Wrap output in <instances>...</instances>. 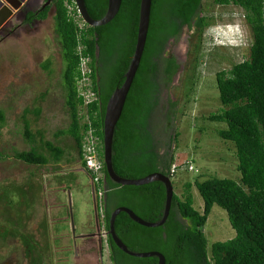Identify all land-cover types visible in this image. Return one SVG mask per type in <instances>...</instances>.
I'll use <instances>...</instances> for the list:
<instances>
[{"label":"trees","instance_id":"16d2710c","mask_svg":"<svg viewBox=\"0 0 264 264\" xmlns=\"http://www.w3.org/2000/svg\"><path fill=\"white\" fill-rule=\"evenodd\" d=\"M221 6L241 8L250 27L252 42L249 56L235 63L231 69L216 74L222 108L211 114L212 122L226 123L218 131L225 141L236 147L241 174L239 181L229 178L196 180L203 200L202 211L194 208L193 184H184L183 196L174 194L171 211L163 226L149 228L133 221L125 212L115 220V231L130 250L137 252L159 251L166 264H264V0H213ZM93 19H101L108 0H85ZM203 0H153L150 26L145 50L139 69L129 91L122 115L117 123L113 139V165L116 173L128 179H139L154 172L169 176L175 154L170 138L166 151L161 154L151 126L152 115L157 108L159 84L157 73L161 52L168 39L179 38L183 26L203 35L211 18L203 14ZM140 0H122L117 16L108 24L87 26L82 34L86 54L92 59L93 87L98 101L88 105L87 112L96 134L100 138L103 158V125L106 106L114 90L124 82L134 49L138 31ZM47 9L42 12L45 18ZM55 29L61 44L64 62L62 84L66 93L65 104L70 124L57 130L55 138L70 136L82 159L83 124L79 115L83 100L79 97L77 81L79 44L77 24L69 18L63 0L56 2ZM201 39V38H200ZM199 39V40H200ZM198 51V48L195 50ZM97 52L106 53L112 60L105 67L103 78H98ZM163 73L172 83L181 68L177 57L169 54L163 58ZM50 71L51 63L43 64ZM177 104L172 103V108ZM29 110L22 114L23 136L30 145L28 150L15 151L13 156L32 166L45 167L62 162L66 152L63 147L45 139L44 132L33 131L28 118ZM41 110L35 111L39 117ZM5 112L0 110V128L5 123ZM105 172L104 225L109 230V220L114 209L126 206L141 218L156 222L161 219L165 204V187L160 181L142 186H121L113 183ZM214 205L224 209L236 236L218 241L208 247L204 227ZM9 230H5L4 236ZM23 242L33 252V241L22 236ZM111 264H157L155 257L137 258L120 250L108 235ZM37 262V260H36Z\"/></svg>","mask_w":264,"mask_h":264},{"label":"rangeland","instance_id":"374dc122","mask_svg":"<svg viewBox=\"0 0 264 264\" xmlns=\"http://www.w3.org/2000/svg\"><path fill=\"white\" fill-rule=\"evenodd\" d=\"M202 10L211 18L203 35L185 30L168 47V54L177 55L183 65L171 84L159 78L160 101L151 121L159 145L177 134L172 146L175 158L190 161L197 169L181 171L172 183L174 194L180 198L184 184H193V205L198 211L203 210L204 200L194 184L196 180L217 177L239 181L241 177L235 145L218 135L226 123L212 122L208 117L222 108L216 74L247 59L252 42L241 8L203 0ZM229 24L234 30L229 37L241 44L218 45L204 51L208 32L215 29L212 27L225 29ZM48 60L50 71L43 67ZM63 70L61 44L52 20L19 37L0 40V110L6 116L0 128V264H111L110 250L107 257L104 254V263L99 259L98 238H78L95 231L91 227V197L96 206L97 202L91 182L80 172L84 165L74 140L54 135L70 124ZM172 103L177 105L172 108ZM37 109L41 110L39 117L35 115ZM24 110H29L34 132L43 131L46 140L65 149L62 162L38 167L13 156L15 151L30 147L23 136ZM72 178L80 181L73 184ZM5 230L9 233L4 236ZM204 233L208 247L236 236L227 212L218 205L213 206ZM23 235L33 241V252L23 242Z\"/></svg>","mask_w":264,"mask_h":264},{"label":"water","instance_id":"95a60500","mask_svg":"<svg viewBox=\"0 0 264 264\" xmlns=\"http://www.w3.org/2000/svg\"><path fill=\"white\" fill-rule=\"evenodd\" d=\"M75 2L80 10L83 19L91 27H99L110 23L117 16L122 4V0H108V6L105 15L101 19L96 20L93 19L88 13L85 0H75ZM152 3L153 0H140L138 31H137L135 49L129 67L124 74V82L114 90L106 106L104 125H103V159H104L107 175L113 183H116L121 186H142L155 181H160L161 183H163L165 187V204H164L163 214L160 220L156 222L147 221L141 218L140 216H138L130 208L126 206H120L114 209L113 212L111 213L109 220L108 234L110 235L115 245L127 255L137 258L155 257L158 259L157 264H166L165 256L159 251L137 252L130 250L127 247V245L119 238V236L115 231V220L116 217L121 212L127 213L133 221H135L136 223L142 226L149 228H156L163 226L169 217L173 202V196H174V187H173L172 179L168 175L161 172H154L148 174L143 178L128 179L118 175L113 165V139L115 135V130L117 123L122 115L129 91L135 79L136 73L139 69L142 56L145 50L149 26H150ZM93 200H95V198H93ZM94 210L97 221L95 232L90 235H84L83 237H97L98 239H100L101 233L98 224V213H97L98 211L96 204H94ZM70 217H71V221H73L71 205H70ZM72 226H73L72 231L74 233L73 222H72ZM100 244L102 246L101 242Z\"/></svg>","mask_w":264,"mask_h":264},{"label":"built area","instance_id":"2783aa9c","mask_svg":"<svg viewBox=\"0 0 264 264\" xmlns=\"http://www.w3.org/2000/svg\"><path fill=\"white\" fill-rule=\"evenodd\" d=\"M64 6L67 9V13L70 19H72L79 28L78 40L79 44L77 46L76 53L79 57V76L77 81V89L79 97L82 98L83 104L80 107L79 115L82 118L83 124H86V128L83 131V141H82V161L84 168L91 175V186L96 196L97 209H98V222L100 225V237L102 240V249H101V259H103L104 254L107 257L109 252L108 244V230L104 225V198H105V163L104 159L100 156V150L102 148V143L100 138L96 134V129L92 125V122L89 118L87 108L88 105L98 101V94L93 87V68L91 66L92 59L89 55L86 54V46L82 42V34L87 29L88 24L83 19L80 10L75 2V0H63ZM235 16V14H233ZM219 27V28H218ZM215 29L208 32V37L204 41V51H210L213 47L222 45L226 46L230 43L236 44L240 43V40L229 37L230 31H234L231 28L230 24L224 29L220 26L212 27ZM242 62V61H241ZM85 111H83V110ZM85 112V113H84ZM183 170L197 172L194 164L190 161H179L177 157L174 159L173 164L171 165L169 177L173 179ZM103 259V263H104Z\"/></svg>","mask_w":264,"mask_h":264},{"label":"flooded vegetation","instance_id":"af4514ba","mask_svg":"<svg viewBox=\"0 0 264 264\" xmlns=\"http://www.w3.org/2000/svg\"><path fill=\"white\" fill-rule=\"evenodd\" d=\"M56 2L57 0H0V40L6 39V38H11V37H19L27 31L30 28H36L41 22L52 20L54 21V17L56 14ZM47 9V15L45 18H41L42 12ZM55 23V21H54ZM185 30H188L187 26H183L181 29V35ZM179 38H170L168 39L164 49L161 52V60L159 62V71L157 73V82L159 84V90H160V81L159 78H163L162 80L166 84H171L167 81V76L163 73L164 69V63H163V58L168 59L169 54H168V47L170 43L175 42L179 40ZM175 55V54H174ZM177 57L178 63H181L180 58ZM97 58H98V63L97 65L99 66V76L98 78H103V72L105 70V67L108 66V62L112 60V57L104 53L103 55H100L99 52H97ZM109 62V64H110ZM182 63H181V68H182ZM180 68V69H181ZM180 71V70H179ZM179 73V72H178ZM177 73V75H178ZM176 75V76H177ZM176 78V77H175ZM156 110V109H155ZM155 113V111H154ZM153 113V115H154ZM152 115V116H153ZM152 121V119H151ZM152 126V122H151ZM153 135L155 137V141L158 143L156 133L153 130ZM170 141V140H169ZM160 153L163 154L166 149H167V143L164 145H158ZM105 199V198H104ZM95 230V228H94ZM95 232V231H94ZM92 232V233H94ZM91 233V234H92ZM93 238L97 237H89L88 240H92ZM87 241L86 237H83L81 241ZM99 242V259H101V249L102 246L100 242L102 243L101 237L98 240ZM74 246V245H73ZM76 246V245H75ZM74 246V247H75Z\"/></svg>","mask_w":264,"mask_h":264},{"label":"crops","instance_id":"0c3cea01","mask_svg":"<svg viewBox=\"0 0 264 264\" xmlns=\"http://www.w3.org/2000/svg\"><path fill=\"white\" fill-rule=\"evenodd\" d=\"M80 172L84 173L88 177L89 182H91V178H90L91 175H90V173L85 168L81 169ZM79 181H80L79 178H76L75 180L73 178L71 179V183H73V184H77ZM63 186H64V183H63ZM89 186H90V189H92V186L91 185H89ZM92 199L93 198L91 197V200ZM91 212L93 214V221H94V226H91V227H93V229H94L96 227V222L97 221H96V217H95V210H94L93 200H92V209H91ZM99 227H100V225H99ZM91 233L83 234L82 236H79L78 238L82 239L84 235H90Z\"/></svg>","mask_w":264,"mask_h":264},{"label":"clouds","instance_id":"9594fccd","mask_svg":"<svg viewBox=\"0 0 264 264\" xmlns=\"http://www.w3.org/2000/svg\"><path fill=\"white\" fill-rule=\"evenodd\" d=\"M231 25V24H230ZM91 177V176H90ZM97 211H98V209H97ZM99 223V222H98Z\"/></svg>","mask_w":264,"mask_h":264}]
</instances>
